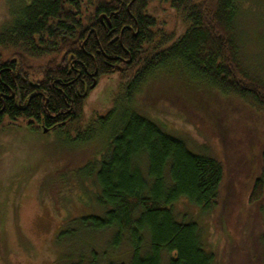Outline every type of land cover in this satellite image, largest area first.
Here are the masks:
<instances>
[{
	"label": "trees",
	"instance_id": "trees-1",
	"mask_svg": "<svg viewBox=\"0 0 264 264\" xmlns=\"http://www.w3.org/2000/svg\"><path fill=\"white\" fill-rule=\"evenodd\" d=\"M240 5L241 0H25L0 27V57L13 70H21L25 79L32 72L41 79L47 59L54 67L56 77L40 85V90L48 91L47 111L68 114L72 110V114L58 118L61 126L47 120L49 132L59 131L69 146L96 140L105 148L99 152L95 177L99 189L95 203L102 212L74 222L93 233L112 230L113 249L119 250L124 242L130 246L128 264L215 263V254L204 245L200 223L180 221L175 206L186 200L200 209L201 216L215 213L224 165L212 155L193 152L182 138L141 115L136 102L152 79L187 73L212 90L239 97L264 115V78L251 75L237 43ZM165 10L174 15L180 26L176 30H166ZM68 50L77 56L80 76L56 68ZM118 62L124 63L122 71L114 67ZM94 75L118 77L121 94H113L108 113L85 122ZM3 77L12 82L10 72ZM18 82L24 87V103L31 88L21 78ZM4 112L9 114V128L41 131L30 120L45 115V99L40 95L27 108L11 102ZM15 116L23 119L17 122ZM5 125L1 127L6 130ZM82 170L84 178L77 177L79 182L93 179V165ZM263 187L264 150L262 177L252 189V203L260 201ZM77 233L71 228L60 238ZM258 253L264 264V231ZM91 254L89 264H99V254L93 249ZM85 262L81 257L78 264Z\"/></svg>",
	"mask_w": 264,
	"mask_h": 264
},
{
	"label": "rangeland",
	"instance_id": "rangeland-1",
	"mask_svg": "<svg viewBox=\"0 0 264 264\" xmlns=\"http://www.w3.org/2000/svg\"><path fill=\"white\" fill-rule=\"evenodd\" d=\"M24 1L0 0V27ZM162 22L170 32L180 27L169 10ZM235 24L245 66L251 75L264 78V0H241ZM117 78H104L94 91L85 122L109 112L113 94H121ZM136 104L141 115L182 138L193 152L212 155L224 165L215 213L201 216L199 208L181 200L175 206L178 219L200 223L204 245L216 256L214 264H261L264 187L260 201L252 203L250 196L262 177L264 115L187 73L152 79ZM5 128L0 127V264H78L81 257L89 264L92 249L99 254V264L130 263L127 242L119 250L112 248V230L93 233L74 222L102 212L95 203L96 161L105 150L102 143L80 141L69 146L59 131L44 134L7 124ZM90 164L93 179L79 182L77 177L84 178L82 169ZM71 228L78 230L76 237L60 238Z\"/></svg>",
	"mask_w": 264,
	"mask_h": 264
},
{
	"label": "flooded vegetation",
	"instance_id": "flooded-vegetation-1",
	"mask_svg": "<svg viewBox=\"0 0 264 264\" xmlns=\"http://www.w3.org/2000/svg\"><path fill=\"white\" fill-rule=\"evenodd\" d=\"M60 57H61L60 63L56 68L67 69L68 76H71L73 74V72L76 73V71L79 72V76L81 75L80 71H79L80 69H79V65H78L77 56L75 55V53L71 52V50L64 51ZM13 61L16 62V59H14ZM122 62H126L127 64L130 63V61H128V60H126V61L122 60ZM49 64L50 63H49L48 59L44 62V64H42L41 79L35 77V73L32 72V70H33L32 67L29 66V68L32 69L31 70L32 76L30 77V75L29 76L25 75L27 78V79H25L23 76L24 74L21 73V70H19L17 68H15L16 70H13V67H11L10 63H8L6 61V59L0 57V100L3 101V109H2V111H0V127L2 126V124L5 125L8 123L9 124L11 123V121L9 120V114L4 112L7 104H10L12 102L15 105H17L18 108H21L22 106H26V108H27L30 106L32 99H34L40 95L43 97V99H45V115H44V113L43 114L41 113L39 119L37 117H32V119L30 121H32L34 125L37 124V126L41 128V131H44L45 129L49 130V128L46 127V125L44 124L45 122H47V120L48 121L51 120L52 122H54V126H61L62 125L61 123H57V120L59 117H61V115L71 117L72 110L69 111L68 114H65L64 112L58 113V114H50L47 111L48 103H49V99H48V95H47L48 91L45 88L40 90V88H41L40 85L47 84L48 82L52 81L53 78L56 77V76L54 77V75H53L55 72L54 67H50ZM123 65H124V63L120 64L118 62L117 64L114 65V67L118 68V70L122 71L124 69ZM17 66L18 65H16V67ZM8 72H10L11 76H12V82L11 83L5 82V80H3V78H4L3 75H5ZM18 76H20V77H18ZM57 76H59V75H57ZM96 77H97V75L96 76L94 75L93 79L96 81L93 82V84L91 86V89L93 90V92L90 94L87 101L90 100L94 91H96L99 88L100 84L104 81V77H102L101 79H98ZM19 78H21L22 81L27 82L31 88V91H29L30 94H28V97L25 99L24 103H23V94H22V89L24 87H21V84L18 82ZM7 90H9V91H7ZM21 110H25V109H21ZM14 119L17 120V122H18V120L23 119V118L15 116ZM17 122H16V125H17ZM37 122H40V123L38 124ZM48 133H49V131H48Z\"/></svg>",
	"mask_w": 264,
	"mask_h": 264
},
{
	"label": "water",
	"instance_id": "water-1",
	"mask_svg": "<svg viewBox=\"0 0 264 264\" xmlns=\"http://www.w3.org/2000/svg\"><path fill=\"white\" fill-rule=\"evenodd\" d=\"M48 129H45L43 132H44V134H47L48 133Z\"/></svg>",
	"mask_w": 264,
	"mask_h": 264
}]
</instances>
